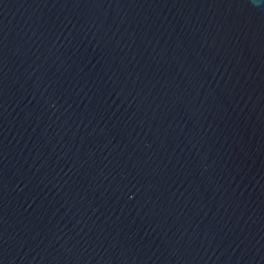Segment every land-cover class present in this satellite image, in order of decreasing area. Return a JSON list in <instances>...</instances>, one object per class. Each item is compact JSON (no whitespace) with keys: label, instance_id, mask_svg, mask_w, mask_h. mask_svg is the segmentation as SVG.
I'll return each mask as SVG.
<instances>
[{"label":"water","instance_id":"water-1","mask_svg":"<svg viewBox=\"0 0 264 264\" xmlns=\"http://www.w3.org/2000/svg\"><path fill=\"white\" fill-rule=\"evenodd\" d=\"M0 264H264V0H0Z\"/></svg>","mask_w":264,"mask_h":264}]
</instances>
